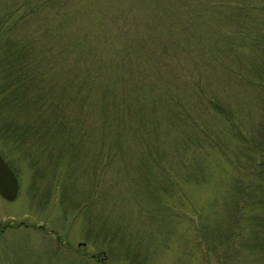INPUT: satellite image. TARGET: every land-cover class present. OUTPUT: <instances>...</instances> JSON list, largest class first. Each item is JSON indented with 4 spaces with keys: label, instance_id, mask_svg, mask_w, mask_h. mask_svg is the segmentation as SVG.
<instances>
[{
    "label": "rangeland",
    "instance_id": "obj_1",
    "mask_svg": "<svg viewBox=\"0 0 264 264\" xmlns=\"http://www.w3.org/2000/svg\"><path fill=\"white\" fill-rule=\"evenodd\" d=\"M0 22L50 73L0 108L36 128L0 133V264H264L249 218L223 238L264 145V0H0ZM74 71L94 87L46 90Z\"/></svg>",
    "mask_w": 264,
    "mask_h": 264
},
{
    "label": "trees",
    "instance_id": "obj_2",
    "mask_svg": "<svg viewBox=\"0 0 264 264\" xmlns=\"http://www.w3.org/2000/svg\"><path fill=\"white\" fill-rule=\"evenodd\" d=\"M4 22H7V20H4ZM1 24L2 22H0V108L2 106L9 108L11 105H13V108L15 105L23 107L27 103L29 97L31 99L34 95L35 98L36 95H31L29 88L31 90L32 88L35 89L37 87L38 90H44L40 75L43 73L49 75L50 73H48V71L40 65V61L36 59L33 48L34 43L32 42L31 37L28 38L23 35L18 38V42L10 43V41H8L10 38L8 36L6 37V32L1 29ZM64 48H66V45H64ZM27 50L28 53H26ZM46 51L47 50H41L43 53ZM48 53L49 52H47V54ZM66 54L67 52H65V55ZM30 57L33 58L36 63H31L30 59V61H28L29 68L26 69L27 59ZM44 61L51 64L53 62V60L46 55ZM38 68H42L43 70L39 71V73L32 74ZM62 73L66 74L65 70H63ZM82 73L83 71L81 73L75 72L71 76H69V73L68 75H62L63 82L59 85L60 89L53 81H51L46 84V90H85L87 89V86L88 88L94 87L85 83L83 76H79V74ZM54 76L55 75L48 77L52 78ZM80 78L87 86L80 80ZM38 96L39 98L42 97V95ZM59 98V107H64L65 103L68 102V98L64 94H62V97L59 96ZM112 119L114 120L115 118L113 117ZM5 124L9 125H5L6 127L3 128L4 124H2L0 127V133L8 140L11 139L24 143L27 131L30 134V131L36 133V128L33 125L29 126V124H23V128L19 130L20 132H17L16 128H18V126L12 127V122H7ZM259 150L261 159L250 164L252 169L249 171V173H252L255 170L256 179L246 182L243 186L238 185L239 182H236L235 184L236 190H233L235 198L229 206L227 213L230 222H228L223 229V238L228 236V238H232V240L235 241L236 236L241 234L242 224L245 227L246 221H248L249 218L251 224L249 225V223H247L248 227H246V229L248 228V233L243 232V238L240 237L239 239H242L241 241L243 244V239L245 237H251L252 242H249L248 246L250 247L251 244V249L254 251L260 250L261 253L258 252L261 255L260 258H264V192L262 193L261 191L256 190L264 189V186L261 187L263 185L262 183H264V145L260 146ZM246 207L253 209V213L250 215L245 214ZM259 210L262 211L260 212ZM243 218L246 220L245 222L243 221ZM243 245L245 246V244Z\"/></svg>",
    "mask_w": 264,
    "mask_h": 264
},
{
    "label": "water",
    "instance_id": "obj_3",
    "mask_svg": "<svg viewBox=\"0 0 264 264\" xmlns=\"http://www.w3.org/2000/svg\"><path fill=\"white\" fill-rule=\"evenodd\" d=\"M17 190V177L0 154V194L7 199H13L17 194Z\"/></svg>",
    "mask_w": 264,
    "mask_h": 264
}]
</instances>
